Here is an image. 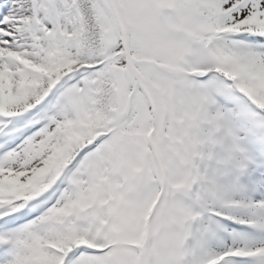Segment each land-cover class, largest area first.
<instances>
[{
    "label": "snow or ice",
    "instance_id": "obj_1",
    "mask_svg": "<svg viewBox=\"0 0 264 264\" xmlns=\"http://www.w3.org/2000/svg\"><path fill=\"white\" fill-rule=\"evenodd\" d=\"M0 264H264V0H0Z\"/></svg>",
    "mask_w": 264,
    "mask_h": 264
}]
</instances>
